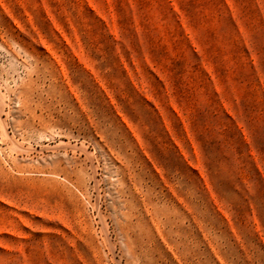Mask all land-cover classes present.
<instances>
[{"label": "rangeland", "instance_id": "obj_1", "mask_svg": "<svg viewBox=\"0 0 264 264\" xmlns=\"http://www.w3.org/2000/svg\"><path fill=\"white\" fill-rule=\"evenodd\" d=\"M0 264H264V0H0Z\"/></svg>", "mask_w": 264, "mask_h": 264}]
</instances>
